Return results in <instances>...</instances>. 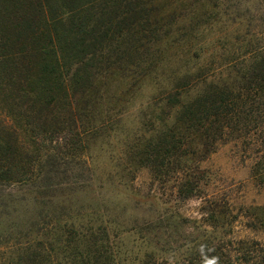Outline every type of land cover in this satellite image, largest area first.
Returning a JSON list of instances; mask_svg holds the SVG:
<instances>
[{
    "label": "trees",
    "instance_id": "obj_1",
    "mask_svg": "<svg viewBox=\"0 0 264 264\" xmlns=\"http://www.w3.org/2000/svg\"><path fill=\"white\" fill-rule=\"evenodd\" d=\"M200 1L214 10L181 29L152 0H0V264H264V237H236L241 215L225 205L202 220L150 206L141 220L119 201L106 219L94 211L78 223L72 206L54 204L59 190L94 179L92 142L117 132L119 119L96 117L111 101L106 78L133 80L140 69L156 88L142 112L145 133L109 179L129 185L146 168L175 206L203 199L196 159L232 143L264 186V31L252 19L244 25L231 0ZM212 20L232 30L210 39L200 26ZM19 202L34 206L22 224ZM243 216L264 234V207Z\"/></svg>",
    "mask_w": 264,
    "mask_h": 264
},
{
    "label": "rangeland",
    "instance_id": "obj_2",
    "mask_svg": "<svg viewBox=\"0 0 264 264\" xmlns=\"http://www.w3.org/2000/svg\"><path fill=\"white\" fill-rule=\"evenodd\" d=\"M231 1L234 8H237L236 10L245 19L244 25L246 20L252 19L255 27L259 31H264V7L262 3L258 0ZM152 4L155 13L160 17H175V22H178L176 23L177 27L181 29L191 26V17L203 12L210 13L214 10L212 5L200 0H152ZM224 25L212 20L210 24L199 26L200 30L205 27L212 29L210 39H213L221 35L220 33H229V30H232V27L229 28ZM217 45L219 46V43ZM214 46V44L207 45L208 58ZM142 73V69L137 70L134 79L129 78L130 80L127 81L122 76L115 74L106 78L103 90L109 95L111 101L106 102L105 106L97 108L96 117L103 121L110 120L112 122L119 119L118 124L114 125L117 132L113 133L110 138H106L108 135L105 132L103 138L92 142L89 152L92 155L91 161H93V170H95L94 179L84 189L75 187L73 190L69 188L59 190L57 194H54L56 195L54 204L59 206L64 203L72 206L73 211L76 212L73 213L74 216L71 217V220L78 223H83L81 218H91L90 216L94 211L106 219V215L110 214L106 213V208L108 206L109 208H117L116 203L119 201H122L120 206L125 203L130 204L124 211L118 208L120 211L128 212L127 217L130 215V217L141 220H146L149 217L150 214L147 209H150V206L155 215L161 214L167 207H170L171 210H177L189 219L202 220L205 217L203 211L225 205L230 208L229 212L241 215L234 226L236 237L263 238L264 234H256L245 227L247 218L243 215L251 207H264V186H260L252 177V159L243 154L239 146L237 147L232 143L220 146L213 153L199 155L196 159L195 168H198L197 170L207 184L206 196L203 199L194 198L175 206L171 200L174 199L171 191L167 190V196L163 197L161 194L163 187L153 179L152 174L146 168L135 171L133 180L129 185L121 183L114 173L112 174L113 178L109 179L108 174L114 171L117 159L124 157L123 153L129 144L135 145L134 137L138 138L145 133L141 132L143 129L141 124L143 122L142 112L147 115V100L153 96L156 88L151 79L143 80L140 78ZM120 89L124 92H120ZM115 95L119 96L116 97ZM173 185L174 183H171L169 188ZM14 190L17 189H5V192L14 193ZM149 197L153 198L148 200ZM166 200H169L172 206L164 205L163 201ZM48 202L49 200L45 199V203ZM31 204L32 202L29 205L27 202L16 204L19 209L18 215L15 216L16 222L22 224L27 221L30 215L34 214V206ZM154 210H158V212ZM77 213H81L82 216H77ZM125 216L126 214L122 217ZM2 230L4 229L2 228ZM135 240L136 238L134 239L133 236L130 239L131 244Z\"/></svg>",
    "mask_w": 264,
    "mask_h": 264
}]
</instances>
